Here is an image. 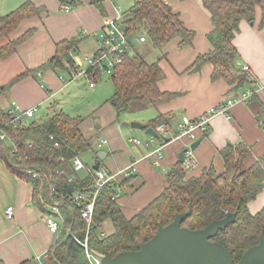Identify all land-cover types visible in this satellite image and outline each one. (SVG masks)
<instances>
[{
    "label": "trees",
    "instance_id": "1",
    "mask_svg": "<svg viewBox=\"0 0 264 264\" xmlns=\"http://www.w3.org/2000/svg\"><path fill=\"white\" fill-rule=\"evenodd\" d=\"M59 1L62 6L81 3V0ZM102 1L89 0L103 12ZM203 3L210 12L211 29L206 36L211 48L196 57L195 67L209 62L213 65L212 80L221 78L238 88L248 82L249 74L236 65L237 51L232 40L240 21L245 18L252 21L257 7L261 9V24L264 23V0H203ZM39 9L31 0H25L1 15L0 37L8 36L21 20L38 14ZM118 24L131 38L135 31L144 29L152 46L159 50L173 39H178L180 45H188L193 38V32L183 25L165 0H135L121 14ZM31 32L28 30L0 46V59L13 54ZM78 42L74 38L56 42L54 55L38 69L54 70L70 78L78 68L71 56ZM27 72L18 74L1 90L23 78ZM87 72L93 73L94 80L99 77L93 68H88ZM107 76L112 81L113 92L105 102L114 108L117 116L128 111L132 101L158 104L170 97V93L157 88V81L163 77L157 61L147 63L135 52L126 53ZM14 118L10 109H0V159L10 173L32 184L33 203L39 211L61 221L56 238L47 250L50 264H91L84 247L75 238L82 242L86 237L87 248L103 256L136 250L159 225L170 223L176 214L189 208L191 213L181 225L190 229H200L223 218V208L236 214L234 222L211 238L224 245L234 263L245 249L258 242L260 235L264 238V203L255 212L248 208V203L264 187V169L259 162L244 164L250 150L243 144H228L221 150L224 168L219 173L209 168L199 176H188L186 164L176 162L166 174L167 185L163 190L130 218L124 216L116 201L119 198L116 183H105L95 197L93 221L87 230L80 216L81 206L74 204L73 197L78 193L84 201V196L93 193L95 173L91 167L80 175L72 164L75 156L92 150L91 139L80 127L84 118L70 116L60 108L40 120L15 122ZM160 122L164 120L158 116L148 125L154 127ZM97 153H92L95 162L100 161ZM130 177L119 186L127 183ZM55 202L56 211H53ZM106 220L112 222L113 231L101 234ZM68 228L74 238L68 237L62 242ZM0 264L3 263L0 261Z\"/></svg>",
    "mask_w": 264,
    "mask_h": 264
},
{
    "label": "crops",
    "instance_id": "2",
    "mask_svg": "<svg viewBox=\"0 0 264 264\" xmlns=\"http://www.w3.org/2000/svg\"><path fill=\"white\" fill-rule=\"evenodd\" d=\"M24 1L0 0V16L17 8ZM31 1L40 7L38 14L21 20L8 36L0 37L2 46L32 30L31 35L17 46L13 54L0 59V109L8 110L14 104V107L16 105L23 110L31 107L35 110L42 108L47 114L56 108L64 110L57 95L70 86L71 81L77 79H71L54 70L38 69L54 55L55 43L66 38L79 40L71 56L78 66L84 68V56L97 50L96 48L92 52H86L87 47L90 49L95 44L96 35L103 30L108 20L119 19L124 11L121 12L119 6L115 5L116 0H103V12L89 0H81L74 8L61 12L58 10L59 0ZM134 1H131V5ZM165 1L178 14L183 25L193 32L191 43L180 45L178 39H173L161 50L152 46L154 54L151 58L136 54L147 63L157 61L163 73V77L156 83L157 88L161 92L170 93V97L158 104L144 103L145 109L150 110L148 113H140L130 118L125 116L124 119L121 117L128 111L120 114L118 118L108 102L94 103L81 116L70 115L64 110L70 116H83L81 130L92 140V150L87 152V157L93 156V152L104 153L98 168L114 173L135 164V173L123 186H119V183L125 178L116 177L119 196L116 201L126 218L132 217L163 190L167 185L166 174L176 162H180L178 155L184 148L191 151L188 159L193 161L192 167L186 171L188 176H199L203 170L209 168L216 173L221 172L224 168L221 150L228 144L247 146L250 154L244 164L248 166L259 162L264 169V23L261 24V9L256 8L252 21L246 18L240 21L239 30L232 40L237 51L235 63L249 74L248 82L237 88L235 84H228L221 78L212 80L211 63L205 62L195 67L196 57L207 53L211 48L206 36L211 29L210 12L204 6L203 0ZM88 34L94 38V42L82 40ZM144 37L146 41V32ZM131 40L130 37V42ZM133 52L129 51L131 54ZM25 70L29 72L23 78L1 90ZM96 72L99 77L107 76L105 73ZM92 81V87L89 86L90 80L88 81L91 91L96 87V80L93 78ZM248 89L253 91L252 96L229 108L230 119L221 114L212 116L204 132L195 130L194 139L183 136L167 141L159 135L154 136L146 133L144 129L130 126L131 121L148 125L150 121L161 116L164 122L160 123L167 124L171 132L175 133L182 116L194 119L209 108L224 103L237 92L243 93ZM68 90L72 92L74 87L70 86ZM34 114L35 111L32 117ZM102 138L107 142L97 148L94 142L97 143ZM134 138L140 142L134 143L131 140ZM149 140L152 143L147 145L146 141ZM192 144L193 148L190 147ZM156 149L158 150L155 151ZM91 159L93 166L96 163L95 158ZM186 159L184 158L185 161ZM263 203L264 187L248 203V208L250 212H255ZM9 206L13 209L11 218L5 212ZM44 215L33 203L32 184L10 173L0 159V261L3 264H33L34 255L48 250L57 233L49 230ZM112 231V222L106 220L102 232L109 234Z\"/></svg>",
    "mask_w": 264,
    "mask_h": 264
},
{
    "label": "built area",
    "instance_id": "3",
    "mask_svg": "<svg viewBox=\"0 0 264 264\" xmlns=\"http://www.w3.org/2000/svg\"><path fill=\"white\" fill-rule=\"evenodd\" d=\"M110 2L114 0H108ZM64 10L69 9V5H63L62 6ZM119 19L116 18V20H108L103 30L96 35V41L98 44L97 47V53H93L91 55H85L83 60L86 64V66L83 68L81 66H78L77 70L73 72L71 79H76L80 76L85 77L86 79L90 80L89 86H93V75L91 77V74L87 72L88 68H93L95 71L102 72L105 74H110L112 72V68L115 64H118L121 62L122 57L130 51L129 49V43L127 41V36L122 31V29L119 27L118 24ZM139 41H144V36H139L137 38ZM95 54V55H94ZM78 65V63H76ZM247 69V67H245ZM93 74V73H92ZM253 91L251 89L246 90L243 93L237 92L234 96L228 98L224 103L219 104L216 107H211L207 111L203 112L199 116H197L194 119H191L190 117L184 115L181 117L180 122L177 125V132L172 133L170 128L165 123H158L155 126V131L157 134L167 140V141H173L180 137L187 136L190 139H194L196 137L195 130H200L204 132L207 129L208 122L212 116L221 114L224 115L226 119H230L229 114V108L239 102H245L246 100L250 99L252 96ZM11 112L14 113L15 122H19L20 120L24 119L25 117H32L35 108H29L25 109L23 111H20L17 113L16 110H19L18 107L15 105V107L10 109ZM2 137V135H1ZM134 143H139V139H131ZM107 142L106 139L102 138L97 143L98 147H101L103 144ZM152 143V140L146 141V144L149 145ZM156 149L155 151H157ZM190 150L187 148L185 152V159L184 163L188 168L192 167L193 161L189 158L188 155H190ZM73 167L76 171L84 168V162L81 161L80 157L77 155L72 159ZM136 171L135 164H130L126 166L125 168H122L118 170L117 172L111 173L108 172L105 169L98 168L94 170L95 173V179L94 183L92 185L93 193L91 195L87 194L84 196V201L81 198V196L77 193L73 197L74 204L76 206H81L80 210V216L81 219L86 224V229L88 230L92 224L93 221V208H94V200L97 196L98 191L105 185V183L109 181H114L116 183V177L121 176V178H128L132 174H134ZM117 185V184H116ZM56 204L55 202L52 205V210L56 211ZM6 216L8 218L12 217L13 209L11 206L7 207L6 210ZM45 216V222L49 228V230L52 233H57L58 229L60 228V220L54 219L50 215H44ZM103 234V232L101 233ZM75 240L84 247L86 256L89 258L91 264H101V256L98 253L92 252L89 250L86 246V237L84 238V241H79L75 238ZM48 251H45L43 253H38L32 257V263L33 264H50L48 261Z\"/></svg>",
    "mask_w": 264,
    "mask_h": 264
},
{
    "label": "water",
    "instance_id": "4",
    "mask_svg": "<svg viewBox=\"0 0 264 264\" xmlns=\"http://www.w3.org/2000/svg\"><path fill=\"white\" fill-rule=\"evenodd\" d=\"M130 42V37H127ZM132 128L144 129L146 133L158 136L153 127L137 121H131ZM194 144V143H193ZM190 146L191 148L194 145ZM197 144V143H195ZM186 148L180 151L178 159L184 161ZM104 153H98L102 160ZM99 167V161L92 169ZM224 217L208 223L200 229L182 226V221L191 213H178L173 220L162 226L146 241L141 242L136 250L120 251L114 256H101V264H264V238L260 235L256 244L243 251L236 263L223 244L211 240L219 230L235 221V213L223 208ZM68 237L74 238L70 228L67 229L62 242Z\"/></svg>",
    "mask_w": 264,
    "mask_h": 264
},
{
    "label": "rangeland",
    "instance_id": "5",
    "mask_svg": "<svg viewBox=\"0 0 264 264\" xmlns=\"http://www.w3.org/2000/svg\"><path fill=\"white\" fill-rule=\"evenodd\" d=\"M131 1L132 0H116L115 5L119 6L121 12L123 11L126 12V10H128L129 7L131 6ZM74 7L75 6H69V9L74 8ZM59 9H60V12L64 11L63 7H61L60 1H59L58 10ZM141 35L143 36L145 35L144 29H138L132 34V38H131L132 40L129 43V49L134 51L135 53H138L139 55L141 54L145 56L147 59L151 58V56L154 54V50H152L154 48H151L152 47L151 42L147 37H146V41H143V42L137 40V38ZM84 39H86V42L88 43L94 42L96 40V38L95 40L93 37L91 38L89 34L85 36L82 40ZM96 42L95 44L91 45L90 49L87 47L86 52L87 51L92 52L96 50L97 48ZM88 81H89L88 79L81 76L77 78L76 80L71 81L72 83L69 84L70 86L74 87V90L72 92H70L69 90L67 91L68 87H70L68 86L65 90H63L61 93L57 95L59 100H61L59 102L62 104L63 106L62 108L68 113H70V115H76V114H80V116L85 115L94 105V103H97V104L104 103L105 99H107L113 92V84H112L111 79L108 76L98 77L96 79V87L94 88L93 91H91V89L89 88ZM8 104H10V100H8ZM13 107H14V104L13 105L11 104L10 109ZM145 108L146 106H144V103L138 102V101H132L129 104L128 112L124 113L121 119H124L125 116H128L130 118L132 116L140 115V113L141 115L142 113H148L150 110H146ZM16 111L17 113H19L20 111H23V109L19 108V110H16ZM45 115L46 113L45 111L42 110V108L39 110L36 108L34 116L32 118H25L24 121L33 120V119L40 120L37 118L39 117L43 118ZM118 118H120V116ZM97 143L94 142L95 146L97 148H100L97 146ZM86 153H82L81 155H79L81 161L84 163L86 162V166L79 170L80 175H84L87 172V169L92 167L91 157L93 156L91 155V157H87L88 153L87 154Z\"/></svg>",
    "mask_w": 264,
    "mask_h": 264
}]
</instances>
